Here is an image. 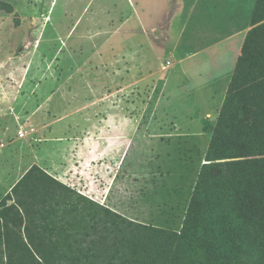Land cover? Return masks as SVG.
I'll return each instance as SVG.
<instances>
[{
	"label": "rangeland",
	"instance_id": "1",
	"mask_svg": "<svg viewBox=\"0 0 264 264\" xmlns=\"http://www.w3.org/2000/svg\"><path fill=\"white\" fill-rule=\"evenodd\" d=\"M3 1L14 12L0 9V124L7 132L0 149L13 144L18 127L37 134L17 139L27 147L24 155L0 157V202L6 187L12 190L36 160L60 181L129 219L179 231L224 102L201 94L213 87L206 85L214 80L209 55L228 45L208 49L202 62L191 58L182 64L177 46L162 41L165 27L150 32V23L142 20L148 11L154 20H165L166 2L160 0ZM130 2L140 15L137 35L143 39L130 40L122 29L101 44L105 35L97 36V30L115 29L108 20L127 17ZM179 18L171 38L179 35ZM191 25L186 35L192 34ZM195 81L199 87L187 98L184 85ZM228 88L227 82L226 95ZM54 96L61 108L48 109L50 117H33L34 107L50 105ZM95 143L101 153L93 150ZM0 211L7 215L3 230L21 239L24 256L44 264L28 244L23 208L12 199L0 203ZM91 229L80 234L85 246L100 234Z\"/></svg>",
	"mask_w": 264,
	"mask_h": 264
},
{
	"label": "trees",
	"instance_id": "2",
	"mask_svg": "<svg viewBox=\"0 0 264 264\" xmlns=\"http://www.w3.org/2000/svg\"><path fill=\"white\" fill-rule=\"evenodd\" d=\"M0 9L14 12L3 0ZM252 24L181 229L129 219L34 164L0 203L23 208L28 244L44 264H264V0ZM5 218L0 264H32ZM90 229L100 234L85 246L80 234Z\"/></svg>",
	"mask_w": 264,
	"mask_h": 264
},
{
	"label": "crops",
	"instance_id": "3",
	"mask_svg": "<svg viewBox=\"0 0 264 264\" xmlns=\"http://www.w3.org/2000/svg\"><path fill=\"white\" fill-rule=\"evenodd\" d=\"M166 2L165 8V20L163 18H159L157 21L154 20L153 11H148L143 16V22L150 23L151 31L155 32L156 30L160 29V27L164 26L165 29L162 30L165 34V38H162L164 44H171L177 46L178 48V59L182 62H187L191 58H199L204 55L207 50H214V48L221 44H227L221 50H217L212 52L209 57L210 61L212 62V72L209 74L210 77L214 78V80L209 81L206 85H213L211 89H201V94L204 92H208L209 98L215 99L218 102H223L225 100V95L227 91V82L229 85L228 79L231 77L233 73L234 67L236 66L237 59L239 55L242 54V50L239 47L240 45L244 44L247 33L255 26L252 24V15L257 3V0H160V3ZM117 6V5H116ZM131 12L130 14L123 19L117 18L116 21L114 19L108 20V24L114 22L113 26H116L115 29L110 30L108 28L98 29L97 36L105 35L101 39V44L108 42L109 40L112 41L115 37L112 33H119L121 30L123 32H127V36L130 40H140L143 38H139V34L141 32L142 24L140 22V15L137 12L136 6L130 2ZM242 9H245L243 13ZM120 16V15H119ZM174 18H173V17ZM179 16V25L177 28V32L179 33L178 37L171 38L170 32L172 31V26L175 18ZM129 18L136 21L137 25L132 26L128 23L130 22ZM173 20L171 21V19ZM115 22H118L115 24ZM77 24V23H76ZM74 24L69 31V34H73L74 29L76 27ZM141 24V27H140ZM191 25V35H186L187 30ZM110 26V25H109ZM125 26H128L125 28ZM78 28V27H77ZM127 29L129 31H126ZM93 32H91L92 34ZM112 34V36H107V34ZM207 33H210V36L206 37ZM92 38L94 35H89ZM150 39V40H149ZM175 41L173 44L170 41ZM146 41L152 42V38L146 35ZM180 44H188V47H180ZM227 47V48H226ZM172 59H174V53L171 55ZM165 57H163V61ZM199 62L203 61L202 59H198ZM196 64V63H195ZM201 63H199L200 65ZM202 70V69H201ZM197 69L194 72L199 74L200 76L203 75L204 72ZM193 73V71H192ZM222 79H217V76ZM196 76V75H195ZM218 80V81H217ZM200 82H192L191 85H184L186 86L185 91L190 95L187 98H192L191 96L194 95V92L197 87H199ZM204 85L203 87H205ZM41 92V90H40ZM218 96V97H217ZM194 100V99H193ZM210 100V99H206ZM57 99L54 96V100L49 102L50 105L45 106L46 104L43 103L41 106L34 107V112L36 113L33 117L37 115L42 116L43 114H47L50 117L49 113L46 111L51 108H58L60 107L57 105ZM61 108V107H60ZM61 109H58L60 111ZM32 118V116H31ZM55 120L59 118H54ZM53 120V122H55ZM32 122L35 123L34 119L32 118ZM37 125V124H36ZM4 125L0 124V139L5 140L4 136L7 135V132L4 131ZM24 127H26L24 125ZM18 127L15 131V140L13 144L7 146L4 151L0 149V157L6 156V154H12L18 151L17 154L22 153L25 154L26 150L23 143H20V140L17 139H25L30 135H34L36 137V132H31L29 129L26 130L27 136L20 137L19 136V129ZM27 128V127H26ZM19 129V130H18ZM41 129V128H40ZM3 132V135H2ZM33 133V134H32ZM53 138H49L48 140H52ZM23 144V145H22ZM101 143H99L100 145ZM98 144H94V149L97 152L101 153V150H98ZM23 148L21 149L20 148ZM33 150V148H32ZM29 151V149L27 150ZM34 151V150H33ZM30 153V152H29ZM7 154V155H8ZM36 160L31 161L30 165L25 169V172L31 167L33 164H37L40 166V163H36ZM0 163H3L0 160ZM43 168V167H42ZM44 169V168H43ZM46 170V169H44ZM50 175L54 176L51 170H46ZM8 174V173H7ZM23 175V174H22ZM56 178V176H54ZM58 179V178H57ZM18 180V179H17ZM14 185V184H13ZM12 186H7L6 189L8 191L4 192V196L7 195ZM5 190V189H4ZM1 196V194H0Z\"/></svg>",
	"mask_w": 264,
	"mask_h": 264
},
{
	"label": "built area",
	"instance_id": "4",
	"mask_svg": "<svg viewBox=\"0 0 264 264\" xmlns=\"http://www.w3.org/2000/svg\"><path fill=\"white\" fill-rule=\"evenodd\" d=\"M19 136H20V137L25 136V132H24L23 130H19Z\"/></svg>",
	"mask_w": 264,
	"mask_h": 264
}]
</instances>
